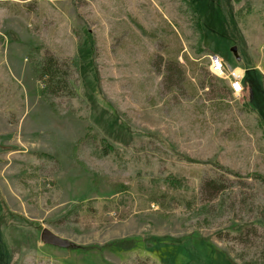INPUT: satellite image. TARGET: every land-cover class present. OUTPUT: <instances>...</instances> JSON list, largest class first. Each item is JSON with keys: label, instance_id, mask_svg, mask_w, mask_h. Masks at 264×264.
Segmentation results:
<instances>
[{"label": "rangeland", "instance_id": "rangeland-1", "mask_svg": "<svg viewBox=\"0 0 264 264\" xmlns=\"http://www.w3.org/2000/svg\"><path fill=\"white\" fill-rule=\"evenodd\" d=\"M188 2L0 0L3 264H264V0Z\"/></svg>", "mask_w": 264, "mask_h": 264}, {"label": "trees", "instance_id": "trees-1", "mask_svg": "<svg viewBox=\"0 0 264 264\" xmlns=\"http://www.w3.org/2000/svg\"><path fill=\"white\" fill-rule=\"evenodd\" d=\"M184 1L191 8L190 10H191V13H192L193 18H194L195 26H196L198 32L200 33V39L199 40L202 41L203 40V35H202L203 32H202V28H201V20H200L199 14L194 8H192V6H191L190 2H188V0H184ZM203 49H202V51H203ZM213 54H215V53H213ZM219 54H223V52H221ZM210 57H217V56L213 55ZM31 67L35 73L36 78L38 80L44 81L47 91H51L50 90L51 88H53V90H55L54 88H56V87L63 88V89L66 87L65 83L62 79V76L58 75L59 72L57 73L58 69H57V64H56V60L54 57L47 56V57L39 58L38 60L34 61V63L32 64ZM168 71L171 73L172 72L173 73H176V72L180 73V70L176 66H173V65L168 68ZM220 82L224 83L221 80H220ZM66 91H68V89H66ZM261 126L264 129V125H261ZM106 149H108V148L106 147ZM254 177L261 179L262 182L264 183V179L261 178L260 176L255 175ZM202 187L206 188V189H208L214 193H218V192L222 191V189H224L222 184H219V183L215 182L214 180H208V181L206 180L203 183ZM4 211H5V209L0 202V225H2V219H3V216L5 214ZM137 245H138L137 241L129 239V240L121 241V242L114 244L113 249L115 251H128V250H132ZM0 248H2L1 241H0ZM69 249L82 250L81 248H77V247L69 248ZM1 254H0V264H3V261H2L3 257Z\"/></svg>", "mask_w": 264, "mask_h": 264}, {"label": "built area", "instance_id": "built-area-1", "mask_svg": "<svg viewBox=\"0 0 264 264\" xmlns=\"http://www.w3.org/2000/svg\"><path fill=\"white\" fill-rule=\"evenodd\" d=\"M207 59L210 73L227 82L232 96H240L244 91V71L236 67H231L220 57H207Z\"/></svg>", "mask_w": 264, "mask_h": 264}, {"label": "water", "instance_id": "water-1", "mask_svg": "<svg viewBox=\"0 0 264 264\" xmlns=\"http://www.w3.org/2000/svg\"><path fill=\"white\" fill-rule=\"evenodd\" d=\"M230 52L233 54L234 58L236 60H239L237 56V48L234 46L230 49ZM40 240L45 244L49 246H53L56 248L61 249H69L74 248L75 245L68 240H65L63 238H60L59 236L55 235L48 229H42L40 233Z\"/></svg>", "mask_w": 264, "mask_h": 264}]
</instances>
